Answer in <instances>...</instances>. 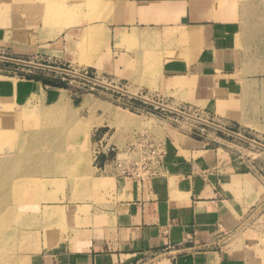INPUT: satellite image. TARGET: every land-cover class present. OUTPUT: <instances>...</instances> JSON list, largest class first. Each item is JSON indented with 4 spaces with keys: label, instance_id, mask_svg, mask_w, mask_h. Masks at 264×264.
Instances as JSON below:
<instances>
[{
    "label": "crops",
    "instance_id": "0c3cea01",
    "mask_svg": "<svg viewBox=\"0 0 264 264\" xmlns=\"http://www.w3.org/2000/svg\"><path fill=\"white\" fill-rule=\"evenodd\" d=\"M10 1L0 0L1 10L5 6L0 44L11 49L5 56L30 60L46 54L70 62L81 53L84 30H98L101 24L110 30L111 46L124 41L117 36L123 33L134 35L125 42L135 49L119 47L110 65L100 67L95 60L88 67L115 75L125 63L130 75L143 74L155 62L153 52H162L157 78L147 79L151 85L182 93L188 101L219 98L233 120L241 119L244 110H264L252 101V85L264 81V0H107V19L73 24L54 37L48 35L58 25L26 28L28 11ZM26 80L34 79H25L17 89L0 80V101L18 108L28 102L55 104L56 87L49 95L55 102L48 104L46 86L35 80L42 94L34 97ZM179 103L165 104L179 108ZM193 141L186 139L169 153L159 174L142 179L114 169L104 175L114 179L110 199L94 203L89 215L74 219L63 242L50 244L27 264H264L260 186L247 173L227 167L218 152Z\"/></svg>",
    "mask_w": 264,
    "mask_h": 264
},
{
    "label": "rangeland",
    "instance_id": "374dc122",
    "mask_svg": "<svg viewBox=\"0 0 264 264\" xmlns=\"http://www.w3.org/2000/svg\"><path fill=\"white\" fill-rule=\"evenodd\" d=\"M66 1L70 5L74 2L73 0ZM90 1L92 2L84 5L79 3V9L73 14L85 21L66 25L61 21L52 23V25L45 23L46 18L42 12L33 13L30 8H22L28 11L25 27L40 30L38 28L40 24L43 27L56 25L59 27L61 25L63 31V27L65 30L66 27L73 24L107 19L110 10L109 2L107 0ZM21 2L20 0H11L8 5L12 3L18 5ZM1 9L0 2V17H2L0 23L5 20V6L4 10ZM98 27V30L89 34L87 30L91 29L90 26L84 30L87 32V47L81 52L83 53L81 56L84 57L76 56L75 59L71 58L70 62H66L63 61V58L49 59L46 54H34L33 57L31 56L34 60L30 59V61L47 63L46 60H51L52 65L74 69L77 72L104 79L107 83L113 82L125 90L140 91L148 94L149 98L160 102L171 103L173 100H178L180 102L179 109L219 123L264 143V110L254 112L244 110L241 112V119L233 120L230 112L226 111L228 105L221 103L219 98L188 101L182 93H176L175 90L174 92L173 90L165 92L160 85H151L152 80L147 79L150 76L157 78V73L159 74L157 65L161 67L162 52H158V54L153 52L155 62L152 65L153 70L149 74L135 72L133 75L131 73V76L127 72L128 65L125 63H121L123 70L115 71V75L88 67L94 65L95 60L100 61V67L101 63L110 65L114 62L113 60L117 56L116 50L119 47L128 52H133L135 49V45L132 46V43L125 42L128 39H123L124 41L111 46L110 30L105 25L100 24ZM17 30L19 31V29ZM62 31L60 30L59 34ZM73 32L79 34L80 30L76 29ZM133 37L134 35H128V38ZM13 38L15 37L13 36ZM120 39L122 40V38ZM9 53H11V49L0 44V54L8 55ZM125 56L127 55L125 54ZM156 63H160V65ZM137 76L142 79H137ZM13 79L40 80L46 86L48 104L55 102L49 99L52 87H56L55 91L59 92L60 90L57 88L64 89L63 94L68 106L76 112L77 118L82 124L76 126L77 122V124L73 123V126L70 123L68 125L69 111L57 102V97H55V104H44L43 107L39 103L34 106L33 102H28L18 108L15 103L0 101V130L6 131L3 122V118H5L11 121L15 132H20L18 136L22 137L21 140H16V144L12 137L6 138L4 144L2 140L0 141L5 146L14 144L13 150H18V153L14 154L17 158L4 163L0 162V205L3 194L9 192L12 181L18 178L19 181L25 179L21 184L28 185L34 194L28 200L31 205L38 204L40 211L48 206L50 209L60 208L59 212L62 213L61 218L54 217L48 221V219L42 218L41 214H36L35 210L32 211L33 217L39 219L40 222L23 225L20 229V239L11 241L9 244L11 248L1 255L2 264H14V262H16L15 264H27L30 257L47 251L52 241L63 242L69 229L74 226L72 222L75 218L89 215L94 203L110 199L112 186L109 182L113 184L114 179L104 175L112 173L114 169L122 174V167L116 165L117 153L120 155L118 161L122 165L142 162L149 150V148L140 147L139 141L142 137L148 139L150 144L155 145L154 147L163 149L165 157L175 148L176 150L180 149L186 139H194L196 142H193L198 148L218 152L225 162L228 161L227 167L231 166L236 172L247 173L250 178L256 180L260 186L259 193L263 195L262 199H264V149L209 125L85 79L0 60V80L7 83ZM45 79H49V81ZM135 83H137L136 86ZM252 88L254 90L253 103L264 109V81L260 83L256 81ZM34 93H32L34 97H41L42 91L38 95ZM168 105L178 108L175 104ZM22 124H26L28 128L22 127ZM76 128H79L78 130L86 128V131L77 132ZM100 130H102L101 135L99 134ZM47 134L54 135L55 138L48 141L42 137ZM131 144H133L132 147H130ZM26 145L29 149H24ZM42 146L45 148L42 149ZM71 149L76 151L72 158H75L78 153L83 157V165L80 170L74 167L69 171L63 170L68 163L72 164L68 158ZM181 153L188 155V152L182 150ZM6 155L11 154H4L3 151H0L1 159ZM100 167L102 168L100 169ZM243 190L245 195L250 197L249 189L245 187Z\"/></svg>",
    "mask_w": 264,
    "mask_h": 264
},
{
    "label": "bare ground",
    "instance_id": "6f19581e",
    "mask_svg": "<svg viewBox=\"0 0 264 264\" xmlns=\"http://www.w3.org/2000/svg\"><path fill=\"white\" fill-rule=\"evenodd\" d=\"M22 1L21 3H17L15 4L16 7H21V8H30L32 9V11H40L43 13V15L46 18L45 23H57L59 21H61L62 24H71L74 22H84L85 20L82 18H78L77 16H74L73 14L76 13V11L79 9L80 4H88L91 3L92 1L90 0H73V4L70 5L69 3H67L66 0H20ZM31 1V2H29ZM82 5V6H83ZM0 19H2V17H0ZM59 24V23H58ZM64 25V26H65ZM62 26L60 25L59 27H57V29L55 28V31L49 33L48 37H54L59 35L60 30L62 31ZM64 30V27H63ZM96 29L91 28L88 31V34L91 33L92 31H94ZM187 33V32H185ZM119 38L122 39H129L128 35L126 34H118L117 35ZM148 36V35H147ZM150 36V35H149ZM87 38V34H83L80 42H78V50H80L82 52V50L86 47V39ZM144 38V37H143ZM141 40V38H140ZM79 57L82 55L80 52H78L77 54ZM152 64V63H150ZM150 64L148 63L146 70L147 71H152V66H150ZM76 71V70H75ZM146 71V72H147ZM145 72V73H146ZM12 80V79H10ZM25 79H16L13 81H8L6 84L11 85V87H15L17 88H21L22 83H24ZM101 80V79H100ZM28 81V83H30L32 86L28 88V90L33 93L35 95L40 94L41 91V82L40 81H35V80H26ZM102 81H106V80H102ZM8 89V88H7ZM14 89V88H13ZM59 91L55 92V97H57V102H59L60 105H62L63 107H66L67 111H69V123L72 124L78 122L79 126L82 124V122H80L77 118V114L76 112L68 106L67 100L64 96V89L62 88H57ZM127 91L134 93V94H139L137 92V90H131V89H127ZM146 96V95H145ZM148 97V96H146ZM91 102V101H90ZM174 107V106H172ZM3 122H4V127L6 128V131L4 130H0V141H3L4 144V140H6V138H10L12 137L14 140V143L16 144V140H21L22 137L18 136V134L20 135V132H15V127L12 126L11 121L3 118ZM22 127L28 128V126L26 124H22ZM71 129V127H70ZM79 128H76L75 131L77 132H84V130L86 131V128L83 130H78ZM66 136V135H65ZM42 137L46 140H52L54 139V135L51 134H47V135H42ZM39 141H42L39 139ZM43 142V141H42ZM28 143H30L28 141ZM27 143V144H28ZM1 144L0 142V151H3L4 154H11L14 155L16 153H18V150H13L14 149V144L10 145V146H5ZM45 148V146H42V149ZM24 149H29L26 145V147ZM24 151V150H23ZM75 149H71L69 151V156L68 158L72 161L71 163H68L63 170L65 171H69L71 168H77V169H81L83 162H82V155H80L79 153L76 155L75 158H72V156L75 155ZM11 155H6L3 159L0 158V162H6L9 161L10 159L13 158H17L16 155L11 156ZM91 180V179H90ZM25 181L24 180H18V178H16V180L12 181V186L11 189L9 190V192H5L2 196V202L0 205V264H2L3 260L1 255L5 254V251L11 247H9V244L11 241L14 240H19L20 236L19 234H21L20 229L23 227V225H27L29 223H39L40 220L36 219L35 217H33V213H31L32 211H36V214H41V217L44 219H48L51 220L54 217L57 218H61L62 217V213L59 212L58 208H53L50 209L49 206L48 208H45L44 210L39 209V205H34V203L31 205L28 200L30 198L33 197V193L31 191V188H29V186H23L22 182ZM28 181V180H27ZM26 181V182H27ZM22 183V184H21ZM28 184V183H26ZM57 212V213H55ZM48 228L50 229V227L48 226ZM53 229V228H52ZM55 241H52L51 244H54ZM16 262H14L15 264Z\"/></svg>",
    "mask_w": 264,
    "mask_h": 264
},
{
    "label": "water",
    "instance_id": "95a60500",
    "mask_svg": "<svg viewBox=\"0 0 264 264\" xmlns=\"http://www.w3.org/2000/svg\"><path fill=\"white\" fill-rule=\"evenodd\" d=\"M0 60L2 61H7V62H12V63H17V64H22V65H26V66H33V67H38V68H43V69H47V70H51V71H55V72H60V73H64V74H67V75H71V76H75V77H79V78H82V79H85L87 81H90V82H93L94 84H97V85H100L102 87H106V88H109V89H112L114 91H117V92H120V93H123L125 95H128V96H131V97H134V98H137L141 101H144L146 103H150L154 106H157V107H160L162 109H166L170 112H173V113H176V114H179V115H182L184 117H187V118H190L192 120H195V121H198L200 123H203V124H206V125H209L211 127H214L220 131H223V132H226L230 135H233L239 139H242L246 142H249L250 144H253L254 146H257L261 149H264V143L259 141V140H256L252 137H249L247 135H244L242 134L241 132H238L236 130H233V129H230L228 127H225L219 123H216V122H213V121H210L208 119H205V118H202V117H199V116H196V115H193L185 110H182V109H179V108H175V107H172L168 104H165L163 102H160V101H157L155 99H152V98H149V97H146L145 95H141V94H134V93H131L125 89H123L122 87H119L115 84H112V83H107V82H104L96 77H93V76H90L86 73H82V72H77L73 69H69V68H65V67H61V66H56V65H52V64H46V63H40V62H32L30 60H26V59H21V58H14V57H9V56H5V55H0Z\"/></svg>",
    "mask_w": 264,
    "mask_h": 264
},
{
    "label": "built area",
    "instance_id": "2783aa9c",
    "mask_svg": "<svg viewBox=\"0 0 264 264\" xmlns=\"http://www.w3.org/2000/svg\"><path fill=\"white\" fill-rule=\"evenodd\" d=\"M139 145L142 148H149L148 152H146L145 158L142 160L140 164H130V165H122L119 162V153L116 156V165L118 167H122V173L125 175L140 177L142 179L147 178L150 175L159 174L163 168L164 160H165V152L163 149H159L158 147H154L149 143L148 139L141 138L139 141ZM133 144L130 145L132 147Z\"/></svg>",
    "mask_w": 264,
    "mask_h": 264
},
{
    "label": "trees",
    "instance_id": "16d2710c",
    "mask_svg": "<svg viewBox=\"0 0 264 264\" xmlns=\"http://www.w3.org/2000/svg\"><path fill=\"white\" fill-rule=\"evenodd\" d=\"M43 80H44V79H43ZM45 80L49 81V79H45Z\"/></svg>",
    "mask_w": 264,
    "mask_h": 264
}]
</instances>
